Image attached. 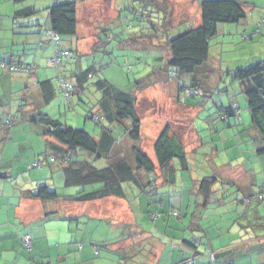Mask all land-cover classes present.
I'll use <instances>...</instances> for the list:
<instances>
[{
    "label": "trees",
    "instance_id": "obj_1",
    "mask_svg": "<svg viewBox=\"0 0 264 264\" xmlns=\"http://www.w3.org/2000/svg\"><path fill=\"white\" fill-rule=\"evenodd\" d=\"M27 0H12L14 5H18ZM80 1V0H79ZM77 0H52V4L48 6L47 24L39 26V34L48 38L52 52L46 59L47 67L53 71V75L49 78L39 79L37 85V95L34 92L28 91L26 87L29 79L37 71V64L14 62L4 58L0 59V77L4 73L22 79V84L17 97L9 102H3L2 94L0 95V147L9 139L10 130L19 120H24L36 128H39L42 136H47L51 140H46V148L41 153L42 160H50L52 164L58 163L61 166L64 174V183L66 186L81 187L79 191L71 195H63L55 189H51L47 184L38 185L31 195L41 200L57 201L63 199L71 202H85L100 200L108 197L125 198V184L131 183L137 192H143L148 198H155L156 203L162 202L159 189L163 185H175L178 181V171H187L189 169L187 153L183 143L176 135L171 134V125L166 124L156 136L153 144V150L156 162H153L150 157L142 152L136 145L131 146L132 155L127 156L120 148L116 135L113 132L112 125L121 124L123 120H130V124L122 126L123 132L132 141L140 140V117L136 111L137 92L150 86L154 82H145L140 78L135 81V87L119 88L112 84V81L105 77L98 76V70L103 69V66L85 65L82 70L75 71L70 74L67 67L79 63L81 56L76 49V46L62 44V37L74 38L77 34L78 16H77ZM144 3L146 7L153 6L151 12L159 11L160 5L154 0H135ZM163 2H165L163 0ZM165 4V3H163ZM249 3L239 2L238 0H201L199 2V23L197 25L187 26L183 30L170 34L173 31L174 25L168 17L170 12L165 6L164 19L161 24L155 23L157 30L151 35V38L159 39V45L149 43V48L152 49L150 57V67L156 68L152 73L154 79L162 78L165 83L176 88V99L181 104L184 100L187 102L184 106H199L201 101L188 102L189 99H195L199 96H205L206 83L210 75L213 74V69L216 68L214 61L228 58V51L222 48H227V44L223 45V35L218 34L219 24H237L244 20L247 16ZM37 9L32 5L23 8H17L12 18L14 22L19 16H32L37 13ZM255 23L254 30L249 33H243L242 39H247L250 35L251 39L255 33H260L264 26L258 27ZM38 24V23H37ZM162 28V29H161ZM49 31L55 32L59 37V43L55 44ZM221 31V30H220ZM228 34V33H227ZM222 38V39H221ZM211 40H214L211 42ZM74 42V41H73ZM132 42V43H131ZM130 44L132 47L139 49L134 44L137 42L132 39L120 40L118 48H122L124 44ZM38 46H41L38 44ZM223 46V47H222ZM234 45H230L232 47ZM103 47V46H101ZM98 47V48H101ZM229 47V48H230ZM70 50L74 53L72 59H61L57 64L52 65L50 59L55 52ZM232 60V59H231ZM220 61V60H219ZM137 65H147L141 58H136ZM143 62V63H142ZM128 67V72H131V65L125 64ZM149 67V66H148ZM149 67V68H150ZM14 68H16L14 70ZM66 68V69H65ZM232 78L237 81L240 93L245 97L247 108L250 113V124L247 127L251 131L253 143L255 145L254 153L258 157H264V57L255 61L246 68H230ZM94 79L93 81H91ZM1 86L5 91L14 90L13 85L5 83L0 79ZM69 84L71 87L65 93L64 84ZM100 92V97L89 105V101L82 97L86 88L90 84ZM24 86V87H23ZM11 88V89H10ZM25 89V91H24ZM27 91V92H26ZM65 101L68 108L71 107V101L77 97L79 103L83 101L89 107L87 118L93 123L100 125V131L97 137L89 134L83 129L73 128L62 122L59 118L51 117L46 111L42 110L43 105L50 102L57 96ZM82 99V100H81ZM87 99V98H86ZM177 102V101H176ZM15 103V104H14ZM28 107V108H27ZM240 111L231 107L217 108L216 119L227 121L229 117L238 118ZM101 120L107 124H101ZM41 160V159H40ZM35 160L29 163L27 170L40 168L42 160ZM0 178H7L0 173ZM218 179L214 175L204 176L192 186L197 191V200L195 199L196 215L192 219L196 220V225L201 231V236L195 240H183L185 249L193 248V254L183 257L175 264H192L193 259L196 264H200L199 257H203V264H217L220 256L219 252L210 244L212 237L209 236L210 231L204 227V222L201 220L205 216L203 211L209 209L212 203L220 204V198H216L218 194L217 185ZM87 186H94L93 189L86 191ZM238 189V188H237ZM256 195V196H254ZM253 195L255 200L254 206L250 207L255 213L257 223L264 217V211L260 206L264 202V179L260 184V191ZM157 196V197H156ZM153 202V203H154ZM235 204L245 205L247 209L251 204L249 196H244L241 199H234ZM263 205V204H262ZM260 208V209H259ZM264 208V207H263ZM214 209V208H213ZM238 209V208H237ZM236 208L230 212L238 211ZM180 210L176 207L167 211V216L179 217ZM227 212V210H226ZM221 214V213H220ZM216 214V215H220ZM208 216V214H207ZM192 224V222H190ZM203 225V226H202ZM219 226L221 229L230 230L231 222L224 220L214 221L211 226ZM209 225V227H211ZM264 228L263 222L258 225ZM25 236H29L27 242ZM22 247L27 252L33 248V240L29 233H23L21 236ZM132 250V253H140L137 244ZM114 242L103 241L99 243L96 250L99 248L108 247ZM203 245L202 250H198L197 246ZM197 248V249H196ZM95 250V251H96ZM129 249H127L128 251ZM228 252L224 253L226 255ZM234 252H231L233 254ZM223 257V256H222ZM137 264H146V259L141 260L137 257ZM125 260H130L129 258ZM124 260V261H125ZM136 263V262H135ZM34 264H53L34 263ZM264 264V262L256 263Z\"/></svg>",
    "mask_w": 264,
    "mask_h": 264
},
{
    "label": "rangeland",
    "instance_id": "obj_2",
    "mask_svg": "<svg viewBox=\"0 0 264 264\" xmlns=\"http://www.w3.org/2000/svg\"><path fill=\"white\" fill-rule=\"evenodd\" d=\"M164 1L154 0L157 6L160 5V8L158 9L159 11L153 10L151 12L153 6L146 7L144 3L135 0H80L77 6L78 34L74 38L62 37L61 39V43L64 45L69 44V41L79 43V48L83 54L79 57L78 61L83 65H102L103 69L97 71L98 76L109 79L112 81V84L119 88L135 87L133 83L140 78H143L144 83L156 81L154 84L151 83L150 86L137 92V103L135 107L140 117V140L132 141L123 132L122 126L127 125L128 127L130 120H123L122 126L121 124L112 125L117 140L120 142L124 138L119 143L118 148L129 156L132 155L131 146L136 145L153 162H156L153 150L154 141L161 129L166 124H170L171 134L176 135L183 143L187 153L189 169L187 171L177 172L180 180L175 185H163L159 189L160 195L158 196L161 199L162 197L163 199L166 198L164 200L165 209L160 205L162 202L160 204L154 202L143 206V204H147L143 200L146 194L143 192L140 194L136 190H133L131 194L129 191L127 193L128 201L132 205H137V202L141 205V208L137 211V225L135 224L133 225L134 227L125 230L122 227L120 228L118 224L115 225V220H113V226H107V236L113 237L120 235L121 231L122 236L128 235L132 238L141 236V238H145L147 235L146 231L149 230L156 239L167 241L170 237H180L181 240H195L196 237L202 234L196 225V220L192 219V216L196 215V212H194L195 199H198L196 197L197 191L194 188L196 186H192V189L189 186L200 181L202 177L210 175H214L218 179L216 185L218 187V194L216 198H220L221 201L217 205L216 203L210 204L209 209L202 213L205 216H203L204 218L200 223L202 224L204 222L203 225L207 228V231H212V227L214 226H211V224L214 221L224 220V222H231V235L235 234L241 238L247 237L248 239L264 236V228L258 227L260 222L264 223V217L257 223V221H254L255 213L250 208L255 203L253 195L260 191L259 183L261 184L264 179V157H258L254 153L253 149L255 145L250 134L251 131L247 130L250 124V113L247 108L246 99L240 93L237 81L232 78L230 73V68H246L253 64L255 60L252 58L253 61H247L246 56L249 53L241 52L242 47L240 45H243L246 41H240V31L235 32L231 30L229 32V29L235 27L236 24H219L218 29H221V25L225 27L230 26L228 34L226 29L218 31L219 35L222 33L226 34L222 36L225 41L233 40L234 42V46H232L234 49L230 48L227 50V56L230 59L227 60L221 57L219 59L220 61H214L216 68L213 69V74L205 82L208 87L205 96L201 95L195 99L188 100V102H192L198 99L203 104L194 107L189 106L187 108L184 106V104L188 106L186 99L184 100V104H181L183 102L178 103L179 101L172 96L173 90L169 83H165L162 78L158 79L156 77L154 79L152 72L156 68L154 67L152 69L150 67V62L153 60L150 57L152 49L149 48V43L154 46L159 45V39L151 38V35L157 30L155 23L161 24L165 17L162 8L166 6L169 9L170 14L166 17L174 25L173 31L170 32V34H174L187 26L197 25L199 23V2L201 0ZM240 2H247V0H240ZM247 7H250V5ZM38 14L42 16L40 11L34 15ZM18 20H21V18ZM41 20L45 21V18ZM95 33H97L96 38ZM257 35H259L258 39L263 36L261 34ZM132 38L137 42V45L134 44L133 46L139 49L126 43L122 48H118V42L120 40ZM247 39L249 38L247 37ZM95 41L103 47L96 48L93 52L88 53L86 49L88 50V47ZM256 41L249 40L247 43L251 44L253 42L252 44L257 45L258 43ZM252 54L253 56H257V58H261L264 52H260L256 46ZM136 58H141L147 65H137L135 62ZM125 64L131 65V72H128V67ZM44 69L52 72L48 67ZM88 87L85 93L82 94V97L88 100L91 106V103L100 97V92L92 83ZM13 88H15L14 85ZM1 94L3 102L5 103L7 101L9 102L10 97L12 99L16 98L18 92H15V89L8 92L5 91V88L1 86L0 82ZM77 99V97L73 98L71 107L68 108L65 101L57 94L50 104L42 106V110L46 111L53 118H59L62 122L73 128L85 130L90 135L100 131V125L93 123L87 118V111L90 106L85 105L82 99V102L79 103ZM228 107L240 111L238 118L231 116L227 121L216 119V115L214 114H216L217 108ZM1 115H3L2 112H0ZM24 124H26L25 121L21 119L10 130V133H12V136H10L11 143L16 142L24 135L23 131H17L18 128L22 127L23 129L25 127ZM101 124L107 123L101 120ZM1 147L0 153L3 154V145ZM257 178L258 183H256ZM252 180L253 183L251 182ZM54 182L57 184L58 179L55 178ZM242 183V188H240ZM53 187L54 185H51L50 188L53 189ZM57 188L61 192H68V190L64 191L63 186ZM80 188L78 186H72L68 189L73 194L79 191ZM93 188L94 186H87L86 191ZM128 188L131 190L134 189L131 183L125 184L124 189L128 191ZM136 193H138L137 196ZM140 195L144 196L140 197ZM244 196H249L251 199V204L247 209H245V205L243 204L234 203V199H241ZM146 198L150 203V198ZM262 204L260 208L264 211V202ZM168 205H174L177 208H179L178 205H181L179 217L167 216L166 213L168 210L176 208L174 206L167 208ZM110 206L114 207V204ZM233 208H238V211L230 212ZM126 213L124 210V214ZM107 214L112 219V213ZM226 236L229 235L226 234ZM110 240L116 242L114 238ZM83 243L85 244L86 242ZM81 244L82 242L78 245ZM135 246L133 245L132 247ZM168 246H164L166 249L163 248V258L160 259V264H164V255L167 253ZM197 248L198 250H202L203 245L201 244ZM192 249L187 248L186 253L184 251L183 254L186 256L193 254L194 250ZM105 250L99 248V255H96L92 250L91 253L93 256L92 258L88 256L90 258L89 262L91 264H137L127 262L128 260L124 261V259H119L122 254L117 252V250ZM130 260L134 262L138 261L135 258H131Z\"/></svg>",
    "mask_w": 264,
    "mask_h": 264
},
{
    "label": "crops",
    "instance_id": "obj_3",
    "mask_svg": "<svg viewBox=\"0 0 264 264\" xmlns=\"http://www.w3.org/2000/svg\"><path fill=\"white\" fill-rule=\"evenodd\" d=\"M238 1L240 2V0ZM247 3H249L250 7L247 9L246 18L237 23L235 27L229 29L230 26L221 25V29H226L227 33L231 30L240 31V41H246V43L240 45L242 47L241 52L249 53L246 56L247 61H253V59L258 61L264 55L261 58H257V56H253L252 52L256 46L260 52H264V28L258 33L263 35L260 39H258L259 35L257 34V36L253 35L251 39H242V34L253 31L255 23L264 17V0H247ZM51 4L52 0H27L18 5H14L12 0H0V59L4 58L21 63H36L37 71L29 79L26 86L29 87L27 88L28 91L30 89L36 95L37 93L39 94L37 91L39 79L42 80L53 75V71L50 72L44 69L47 68L46 59L50 56L52 49L48 38L39 34L38 26L47 24V8ZM30 5L40 11L42 16L39 14L19 16L14 22L12 18L14 11L17 8ZM20 18L21 20H18ZM42 18H45V21H42ZM238 27L239 29L237 30ZM94 35L96 38L97 33ZM248 38H250V35ZM257 39L258 41H256ZM249 40L256 41L258 44L254 45L252 44L253 42L248 44ZM233 43V40H224L223 44H227L225 50L232 48L230 45H233ZM38 44L41 46H38ZM71 45L76 46L80 55L83 54L79 48V43L72 41ZM101 46L95 41L86 51L88 53L93 52ZM84 67L85 65L79 61L75 67L70 66L67 68L70 70V74L73 75L75 71L82 70ZM1 78L9 86L14 85L16 91L20 89L22 79L6 73L2 74ZM171 87L173 90L172 96L176 98V88L174 86ZM25 123L23 129L22 127L17 129L18 132L20 130L23 131L24 135L16 142L11 143L10 136H12V133H10L9 139L3 145V154L0 153V173L7 177L0 178V264L47 262H52L53 264H91L89 262V257L92 258L93 256L91 251L93 250L96 255H99V251L96 250L97 246L99 247V243L103 241L112 242L110 239L113 238L116 242L102 249H106L105 251L117 250V252L122 254L119 259H138L137 257H139L141 260L146 259V264H160V259L163 258V248L166 245L169 246L167 247V253L164 255V264H175L186 256L183 254L184 251L186 253V249L180 237H170L167 240L168 243H166V240L162 239L163 242L161 239L153 237L149 230L146 231L147 235L145 238H141V236H136V238L128 235L122 236L121 231L120 235L107 236V226H113V220H115V225L118 224L120 228L122 227L125 230L134 227L133 225L136 224L137 211L141 208V205L138 202L137 205H132L128 201L127 195L129 191L132 194L135 188L132 190L128 188V191L125 192V198L108 197L85 202H71L63 199L49 201L33 197L31 192H34L36 187L41 184H47L49 188L54 185L53 189L63 195H71L72 193L68 189L70 186H66L64 183V174L61 166L58 163L52 164L50 162L52 161L51 157L48 158L50 159L48 161L42 160L41 153L46 148V140L51 139L47 136H42L40 129L36 128V126L28 122ZM98 133L99 131L94 132V137H97ZM35 160H40L42 166L27 170L26 166ZM55 178L58 179L57 184L54 182ZM179 180L180 177L178 178ZM244 180L247 181L245 178ZM256 181L258 183V178ZM251 182L253 183V180ZM242 185L243 183L240 188H242ZM59 186H63L64 191L68 190V192H61L57 188ZM137 195L138 193H136ZM142 196L144 195H140V197ZM165 199L163 197L161 199L162 203L160 205L163 208ZM143 200L147 202V204H143V206H146L153 203L156 199L150 198L149 203L145 196ZM112 204H114V207L110 206ZM170 206L174 205H168L167 208H170ZM178 206V209L181 210V205ZM124 210L127 212L126 214H124ZM107 213H112V219L107 216ZM23 233H29L33 240V248L29 252L22 247L21 236ZM226 234L229 236H226ZM209 236L212 237L210 244L221 256L218 259L219 264H256L264 262L263 235L252 239L241 238L235 234L231 235L230 230L215 226L212 227ZM138 240H140L138 249L142 247L139 249L141 252L133 254V243L138 242ZM81 242L82 244L78 245ZM83 242L86 243L84 244ZM127 249L129 250L127 251ZM226 252L228 253L224 255ZM231 252L234 253L231 254ZM199 260L200 264H203L202 256L199 257ZM127 262L135 263L131 260ZM138 262L136 261V263ZM190 263L196 264L193 259Z\"/></svg>",
    "mask_w": 264,
    "mask_h": 264
},
{
    "label": "built area",
    "instance_id": "obj_4",
    "mask_svg": "<svg viewBox=\"0 0 264 264\" xmlns=\"http://www.w3.org/2000/svg\"><path fill=\"white\" fill-rule=\"evenodd\" d=\"M257 26L258 27H261V26H264V17L260 19V21L257 23ZM49 35H50V38L51 40L57 44L59 43V37L58 35L53 32V31H49L47 32ZM74 56V53L70 50H65V51H59L57 50L54 54V56L50 59V62L52 65H55L57 64L61 59H72ZM16 68H14L15 70ZM70 85L67 83V84H64V88H65V93L68 92V90L70 89ZM25 239L26 241L28 242L30 240V237L29 236H25Z\"/></svg>",
    "mask_w": 264,
    "mask_h": 264
}]
</instances>
